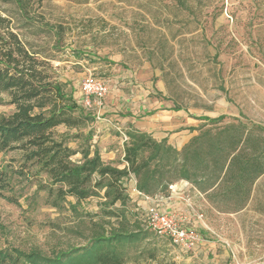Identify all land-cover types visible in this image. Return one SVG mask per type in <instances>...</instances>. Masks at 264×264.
Listing matches in <instances>:
<instances>
[{
	"label": "rangeland",
	"instance_id": "1",
	"mask_svg": "<svg viewBox=\"0 0 264 264\" xmlns=\"http://www.w3.org/2000/svg\"><path fill=\"white\" fill-rule=\"evenodd\" d=\"M180 1L178 7L177 0H108L102 9L94 2L81 7L65 0L41 1L38 13L50 20L60 18L72 28L65 32L52 66L89 116L82 131L97 135L91 141L117 146L127 127L128 104L147 88L153 93L146 96L161 97L184 116L224 115L226 123L236 118L264 128V0ZM73 19H90V34H77ZM102 20L107 31L96 32ZM164 34L167 41H161L158 50L155 45ZM152 50L157 54L150 61ZM89 77L103 80L107 91L100 105L91 97L93 105L86 108L81 85ZM159 79L164 95L155 87ZM13 110L8 96L0 94V116ZM81 143L83 139L69 144ZM0 169L8 174L4 194L16 199L0 196V252L19 253L27 264H86L75 261L76 255L95 233H108L117 225L143 236L123 243L124 264H264V176L253 199L238 213L210 208L193 190L179 196L174 210L159 201L160 211L186 215L184 227L195 235L187 246L172 247L142 222L151 204L129 202L120 220L99 213L103 205L96 197L74 208V200L67 198L56 208L39 187L46 177L23 163L20 151L0 152ZM68 252L71 255L55 261Z\"/></svg>",
	"mask_w": 264,
	"mask_h": 264
},
{
	"label": "trees",
	"instance_id": "2",
	"mask_svg": "<svg viewBox=\"0 0 264 264\" xmlns=\"http://www.w3.org/2000/svg\"><path fill=\"white\" fill-rule=\"evenodd\" d=\"M41 1L0 0V94H6L14 106L10 114L0 116V152L20 151L23 163L46 177L39 187L46 190L47 202L58 208L72 198L74 208L97 197L103 205L99 213L120 220L121 209L130 202L125 180L132 177L136 190L147 197L168 196L173 184L186 181L219 212L237 213L246 208L257 180L264 175V128L247 126L236 118L226 123L224 115L204 116V122L193 128L197 133L177 149L167 139L157 140L129 126L120 161L123 166L106 162L92 148L91 130L82 131L89 116L52 66L57 60L55 51L61 49L65 32L72 28L60 18L50 20L38 13ZM65 1L81 7L94 2L95 8L102 9L108 0ZM181 2L177 0L178 7ZM73 22L77 34H90V19ZM104 22L96 32L107 31ZM163 40L167 41L165 34L159 42ZM161 44L155 48L161 50ZM155 53L152 50L148 56L150 61ZM59 126L66 130L58 131ZM80 139L83 143L77 147L69 144ZM8 188V174L0 169V196L16 203L4 194ZM142 237L117 225L108 233H95L74 259L86 264H124L123 243ZM69 254H60L55 261ZM150 255L154 258L153 252ZM0 264L27 262L19 253L1 251Z\"/></svg>",
	"mask_w": 264,
	"mask_h": 264
},
{
	"label": "crops",
	"instance_id": "3",
	"mask_svg": "<svg viewBox=\"0 0 264 264\" xmlns=\"http://www.w3.org/2000/svg\"><path fill=\"white\" fill-rule=\"evenodd\" d=\"M145 64H148V62H146ZM155 87L158 91L163 92L164 95V82L162 79H159L157 81ZM139 93L140 92H138V95H136L133 98V101L128 104L130 105L128 108L130 113L128 114L127 117L124 118L125 121H127L126 129L129 128L130 126L134 129L145 131L151 134L157 140H161L163 138L167 139V142L171 146L180 149L185 143L188 142V140L193 135L197 133V131L193 128H197L200 124L204 122V120L201 119V117L184 116L182 114L183 112L177 111V109L170 108L167 102L161 97L157 98L154 95L146 96V93H153L152 89L147 88L143 92V94H139ZM139 111H142V114H138ZM58 128H62L64 129V131L66 130L64 126H59ZM96 136L97 135H92L93 139ZM91 142L93 144L92 148L96 147L98 149L100 156L102 157L103 160H105L106 162H112L113 164L118 165L120 167L123 166V164L120 163L123 156V143L121 138L117 142L118 145L114 146L113 148L104 146L109 142L107 140L106 142L100 140V143H98L96 140H92ZM263 176L264 175H262L257 180V183ZM125 183L127 186V193L130 197V202L138 199L136 202L137 204L144 203L149 205L152 204L155 199H159L161 204L164 205L166 208H171L174 210L177 209V205H179L177 203V199L179 198V196H182L185 190H193L202 198V200L205 203L209 205V203L206 201L204 196L200 194L195 188H193L186 181H179L173 184L171 186V191L168 196H157L155 198L149 197L148 199H145L141 194H138L136 192L137 190L136 191L134 190L136 189L135 181L132 177L125 180ZM257 183L255 186L254 194L257 189ZM91 198H88L85 201ZM209 207L214 209L211 205H209Z\"/></svg>",
	"mask_w": 264,
	"mask_h": 264
},
{
	"label": "built area",
	"instance_id": "4",
	"mask_svg": "<svg viewBox=\"0 0 264 264\" xmlns=\"http://www.w3.org/2000/svg\"><path fill=\"white\" fill-rule=\"evenodd\" d=\"M81 91L84 95L83 106L91 108L93 105L91 97L96 100L97 105H100L101 100L106 94L107 86L103 80L89 77L82 82ZM120 134L122 143H124L127 140L125 131H121ZM134 190L136 191V189ZM136 192L141 194L138 191ZM141 195L145 199L149 198L143 194ZM159 201V199H155L144 211L143 220L145 221L146 227L155 236L167 239L172 247H176L177 245L187 246V241L190 240L191 243V240L195 238V235L192 232H187L184 227L189 222V218L175 211H160Z\"/></svg>",
	"mask_w": 264,
	"mask_h": 264
}]
</instances>
